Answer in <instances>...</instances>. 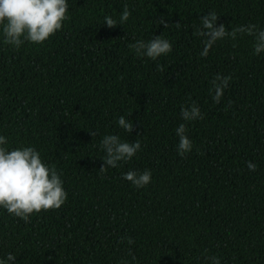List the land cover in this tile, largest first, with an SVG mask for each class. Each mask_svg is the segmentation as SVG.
<instances>
[{
    "label": "trees",
    "instance_id": "16d2710c",
    "mask_svg": "<svg viewBox=\"0 0 264 264\" xmlns=\"http://www.w3.org/2000/svg\"><path fill=\"white\" fill-rule=\"evenodd\" d=\"M124 4L123 26L103 24ZM208 11L228 30L264 27V0H68V19L44 42L0 43V134L9 148L35 147L67 192L60 208L28 222L0 209V256L13 253L14 264H210L213 255L264 264V52L238 34L201 57L204 38L193 33ZM158 35L172 49L156 60L129 48ZM217 73L232 78L214 103ZM193 102L203 118L186 123L193 148L181 156L175 129L181 106ZM120 115L131 133L116 124ZM109 133L139 139L141 149L99 172V141ZM145 168V187L122 178Z\"/></svg>",
    "mask_w": 264,
    "mask_h": 264
},
{
    "label": "clouds",
    "instance_id": "9594fccd",
    "mask_svg": "<svg viewBox=\"0 0 264 264\" xmlns=\"http://www.w3.org/2000/svg\"><path fill=\"white\" fill-rule=\"evenodd\" d=\"M68 0H0V43L20 48L25 42L42 43L68 19ZM131 11L124 4L119 17L111 15L103 17V24L108 27L124 25ZM218 14L208 11L199 18L200 23L195 26L194 35L204 38L202 50L199 55L205 57L215 42L225 37L235 40L238 34H249L254 37L253 52L259 55L264 52V27L254 24L231 26L226 29L224 24H217ZM160 24L168 26L161 18ZM136 55L156 60L162 55H167L172 45L170 41L161 35L151 39L137 40L129 45ZM230 75L217 73L210 83L209 92L212 101L219 103L231 80ZM180 115L183 122L175 129L178 137L176 145L177 153L181 156L190 152L193 148L192 141L187 135L186 123L202 119L199 106L193 102L190 105L181 106ZM116 124L126 132H132L133 123L120 115L115 119ZM94 137L95 131L91 132ZM139 136V135H138ZM103 150L101 159L103 163L99 172H105L107 168H115L119 162L128 161L141 149L139 139L134 142L122 140L118 134L109 133L103 135L99 141ZM250 171L256 169L254 162H246ZM122 178L136 188L148 185L152 179L150 169H130L122 174ZM67 199V192L63 186L61 174L55 165L45 163L41 153L33 146L8 147V140L4 134H0V209L14 217L28 222L30 216L41 210L58 209ZM127 243H133L127 238ZM210 264H221L218 256L206 257ZM16 257L13 253L0 256V264H14Z\"/></svg>",
    "mask_w": 264,
    "mask_h": 264
}]
</instances>
